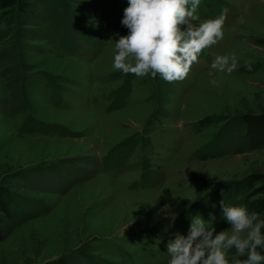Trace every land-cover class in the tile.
I'll list each match as a JSON object with an SVG mask.
<instances>
[{"label": "rangeland", "instance_id": "rangeland-1", "mask_svg": "<svg viewBox=\"0 0 264 264\" xmlns=\"http://www.w3.org/2000/svg\"><path fill=\"white\" fill-rule=\"evenodd\" d=\"M54 2H31L11 25L0 15V185L18 197L0 264H168V242L197 215L183 211L218 183L264 177V148L246 149L235 123L264 113V0H201L195 23L223 16V38L183 81L133 76L128 89L112 67L128 34L124 13L105 16L115 0ZM69 12L92 34L64 27ZM226 54L236 68L213 70Z\"/></svg>", "mask_w": 264, "mask_h": 264}, {"label": "clouds", "instance_id": "clouds-1", "mask_svg": "<svg viewBox=\"0 0 264 264\" xmlns=\"http://www.w3.org/2000/svg\"><path fill=\"white\" fill-rule=\"evenodd\" d=\"M127 2L121 24L128 34L114 42L112 62L113 69L125 75L183 81L203 51L223 38V16L195 23L201 0ZM236 66L234 54L218 55L211 64L213 70L229 74ZM219 203L230 228L217 233L207 226L211 221L197 214L187 236L176 233L168 242V264H264V254L258 251L264 249V219L244 206L226 205L223 199ZM233 249L236 257L246 258L230 262Z\"/></svg>", "mask_w": 264, "mask_h": 264}, {"label": "trees", "instance_id": "trees-1", "mask_svg": "<svg viewBox=\"0 0 264 264\" xmlns=\"http://www.w3.org/2000/svg\"><path fill=\"white\" fill-rule=\"evenodd\" d=\"M44 1L48 2V0H0V15L6 18L10 17V19L7 20V23L11 25L13 24V21L9 22L11 18L13 17L14 20L15 15L17 13L22 14L24 12L29 11L32 5L31 2H44ZM54 3L59 7L62 6L60 0H55ZM115 3L116 5L114 6V8L110 9L107 15L105 14L108 20L110 19L115 21V17L119 13L123 14L124 9L128 6L127 0H115ZM68 21H71L70 23H72L73 26H78L77 32H90L88 29L81 26L79 21L76 20V16L73 13L69 12L67 13V15L65 14L63 19L64 27H67ZM93 35L99 36V32L93 33ZM61 39H62V45L64 47L66 46L65 48H72L70 46L72 42L71 40H69V37L67 35L61 34ZM133 76L135 75L130 74L129 76L130 79L129 80L127 79L125 83L126 85L125 87H127V89L129 88ZM49 88L51 89L52 96H56V97L59 96L56 87L54 88L51 84V87L49 86ZM125 90L126 89L124 90L122 89L120 92H118V94L125 93ZM235 121L236 124H240L243 128L244 147L246 149L261 150L264 148V113L258 115L245 114L236 118ZM35 122L36 124H40L39 121H35ZM31 127L33 129L35 128V126H31ZM46 127L49 128L48 133L55 130L56 128H59L57 125H48ZM202 153L204 154V152ZM202 158L203 159L205 158L204 155H202ZM258 184H260L259 187H257ZM213 190L214 191L204 196L200 200L198 205L194 206V208H190V211L187 210L183 211L182 214H187V215L192 214L190 217H193L195 214H201V212H204L205 213L204 215H209L210 213L211 214L217 213L220 215V220L221 217L224 219L221 207H219L218 209L212 208V203H219L223 199L226 205L244 206L250 212L254 211L258 213L260 219H264V177L262 175L258 173H253L234 182L218 183L215 187H213ZM17 199L18 197H16L15 194H13L8 187H4L0 185V223L4 219L6 220L13 219L12 204ZM224 224L226 225L227 222L226 223L224 222ZM2 240H3V232L0 229V242ZM258 251H261V253L264 254V249H258ZM233 258L244 259L246 257H236L235 250L233 249L229 252L228 259L231 262ZM48 264H67V263L62 262L60 260L58 261L56 260Z\"/></svg>", "mask_w": 264, "mask_h": 264}]
</instances>
